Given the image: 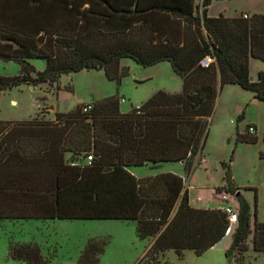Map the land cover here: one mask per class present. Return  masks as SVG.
<instances>
[{
    "label": "trees",
    "instance_id": "obj_1",
    "mask_svg": "<svg viewBox=\"0 0 264 264\" xmlns=\"http://www.w3.org/2000/svg\"><path fill=\"white\" fill-rule=\"evenodd\" d=\"M212 1L0 0V61L20 67L17 76L0 77V94L21 85L60 90L62 75L81 71H103L119 83L127 74L123 59L144 68L166 62L182 84L180 93L158 91L128 113L112 96L87 104L86 112L78 105L55 113L53 121L44 111L27 121H0V221L135 222L137 238L153 240L143 264H158L166 251L200 256L225 237V215L191 207L180 176L137 179L129 172L182 162L189 173L202 154L219 86H237L264 102V72L249 77L250 59L264 62V15L209 17ZM56 9L78 19L55 16ZM205 58L211 62L202 66ZM33 60L44 68L37 71ZM236 140L256 137L237 133ZM236 198L228 253L239 264L249 236L252 251L264 253V223L251 222L249 206ZM105 246L89 240L77 264H96ZM8 255L45 264L32 244H10Z\"/></svg>",
    "mask_w": 264,
    "mask_h": 264
},
{
    "label": "rangeland",
    "instance_id": "obj_2",
    "mask_svg": "<svg viewBox=\"0 0 264 264\" xmlns=\"http://www.w3.org/2000/svg\"><path fill=\"white\" fill-rule=\"evenodd\" d=\"M208 12L223 17L264 15V0H216ZM32 65L41 71L45 63L33 60ZM120 67L127 74L119 83L108 81L102 71H81L62 75L60 90L46 85L35 88L21 85L3 91L0 121H27L41 111L46 112L45 118L52 120L55 113H67L78 105L100 102L112 96L119 99L120 111L128 113L158 91H181V81L168 63L144 68L124 59ZM258 67L264 68V62H251V76L256 75ZM19 71L16 63L0 61V77H14ZM234 90L223 91L220 107L214 106L201 154L203 160L195 163L189 174L181 163L133 168L131 172L137 179L166 171L180 176L185 180L189 204L197 209H221L226 204L236 209L237 198L228 189L230 181V185L238 189L239 198L249 206L251 222L264 223V102L237 86ZM249 125L257 126L256 136H253L256 142H237L236 133L248 137ZM135 227V222L119 220L0 221V264H26L8 255L10 244L37 246L45 264H77L89 240L106 242L96 264H143L149 241L138 239ZM230 244L231 233L200 256L185 251L179 258L173 251H166L159 257L158 264H236L228 253ZM247 245L244 260L239 264H264V253L252 251L251 236Z\"/></svg>",
    "mask_w": 264,
    "mask_h": 264
},
{
    "label": "crops",
    "instance_id": "obj_3",
    "mask_svg": "<svg viewBox=\"0 0 264 264\" xmlns=\"http://www.w3.org/2000/svg\"><path fill=\"white\" fill-rule=\"evenodd\" d=\"M213 1H216V0H213ZM212 1V2H213ZM211 2V3H212ZM211 3H210V5H211ZM210 5L207 7V16H209V17H218V16H213V15H210L209 14V7H210ZM57 10V9H56ZM52 10V14H54L55 16L57 15V14H59V15H62V16H68L72 21H74V22H76V20L78 19V16H77V14L75 13V12H72V11H70V10H68V11H66V10H61V11H59V10ZM240 15H247V14H240ZM240 15H234V16H231V17H226V18H232V17H237V16H240ZM248 16V15H247ZM124 60V59H123ZM255 62V61H258V60H254V59H250V61H249V77H250V79H251V81H255L256 80V77H257V74L259 73V72H264V68H260V67H258V69H256L257 71V73H256V75H253V76H251L250 75V67H251V62ZM258 62H261V61H258ZM120 63H121V61H120ZM163 63H166V62H163ZM263 63V62H262ZM154 66V65H153ZM253 67H255V66H253ZM103 72V71H102ZM60 79V78H59ZM181 81V80H180ZM42 85H45V84H42ZM47 86V85H46ZM49 87V86H48ZM32 88H35V87H32ZM50 89H52V88H55V87H49ZM59 88H60V86H59ZM234 88H236V86H222V87H220L219 86V92H218V94H219V97L218 98H216V101H215V108L216 109H218L219 107H220V104L222 103L221 102V96H222V92L224 91L225 93H230L231 91H235L234 90ZM181 89H182V84H181ZM225 89V90H224ZM228 89H231V90H228ZM238 89V88H237ZM242 92H245V91H243V90H241ZM164 92V91H163ZM181 92V91H180ZM179 92V93H180ZM166 93H168V92H166ZM246 93H249V92H246ZM249 94H251V93H249ZM252 95V94H251ZM253 96V95H252ZM81 105H87V104H81ZM120 110V109H119ZM121 112V111H120ZM122 113V112H121ZM46 114V113H45ZM55 115V114H54ZM45 118V117H44ZM46 120H49V121H53L54 119H47V118H45ZM211 119V118H210ZM209 119V120H210ZM240 119H242V118H240ZM249 126H253L254 128H255V134L253 135V136H256V132H257V126H255V125H249ZM248 126V127H249ZM237 134V133H236ZM203 159H202V155L201 156H197V157H195L194 159H193V161H192V168H191V170H190V172L193 170V166L195 165V163H199L200 161H202ZM171 163H181V164H183L182 162H171ZM163 164H167V163H163ZM163 164H161V165H163ZM161 165H158V166H156V167H159V166H161ZM184 165V164H183ZM147 166H150V165H147ZM147 166H144V167H147ZM140 168H143V167H140ZM131 169H133V168H130L129 169V172L132 174V175H135V173H133V172H131ZM189 172V173H190ZM166 173H171V171H166V172H164L163 174H166ZM189 173H187L186 172V174H189ZM171 174H173V173H171ZM135 176H137V175H135ZM183 180V183H184V189H185V180L184 179H182ZM186 190V189H185ZM187 191V190H186ZM234 196H239V191L238 192H236L235 194H234ZM190 205V204H189ZM191 206V205H190ZM192 207V206H191ZM193 208H195V207H193ZM197 209V208H196ZM237 209V208H236ZM210 210V209H209ZM212 210H220V208L219 209H212ZM146 240H148V239H146ZM149 241V246L147 247V249L151 246V244L153 243V240H148ZM146 249V250H147Z\"/></svg>",
    "mask_w": 264,
    "mask_h": 264
},
{
    "label": "built area",
    "instance_id": "obj_4",
    "mask_svg": "<svg viewBox=\"0 0 264 264\" xmlns=\"http://www.w3.org/2000/svg\"><path fill=\"white\" fill-rule=\"evenodd\" d=\"M246 18V16H243ZM211 62L210 58H205V60L201 63L202 66H207ZM91 109L90 105H87L83 111L86 112ZM255 134V128L253 126L247 127V135L253 136ZM91 157H87V161H90ZM223 200L225 199V196H223ZM220 211L225 215L226 220H227V230H226V235L232 233L233 228L237 224V209H235L233 206L226 204L224 205Z\"/></svg>",
    "mask_w": 264,
    "mask_h": 264
}]
</instances>
